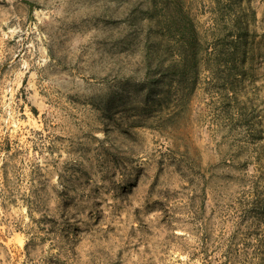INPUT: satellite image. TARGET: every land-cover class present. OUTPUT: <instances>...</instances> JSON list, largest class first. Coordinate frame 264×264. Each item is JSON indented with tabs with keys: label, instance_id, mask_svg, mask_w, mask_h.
<instances>
[{
	"label": "rangeland",
	"instance_id": "rangeland-1",
	"mask_svg": "<svg viewBox=\"0 0 264 264\" xmlns=\"http://www.w3.org/2000/svg\"><path fill=\"white\" fill-rule=\"evenodd\" d=\"M0 264H264V0H0Z\"/></svg>",
	"mask_w": 264,
	"mask_h": 264
}]
</instances>
